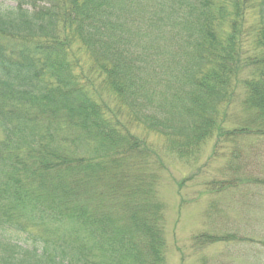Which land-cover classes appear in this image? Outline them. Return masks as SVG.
<instances>
[{"label": "trees", "instance_id": "obj_1", "mask_svg": "<svg viewBox=\"0 0 264 264\" xmlns=\"http://www.w3.org/2000/svg\"><path fill=\"white\" fill-rule=\"evenodd\" d=\"M1 1L0 264H166L147 137L264 138V0Z\"/></svg>", "mask_w": 264, "mask_h": 264}, {"label": "rangeland", "instance_id": "obj_2", "mask_svg": "<svg viewBox=\"0 0 264 264\" xmlns=\"http://www.w3.org/2000/svg\"><path fill=\"white\" fill-rule=\"evenodd\" d=\"M249 76L246 71L240 79ZM243 99L240 87L229 123L248 117ZM147 138L158 144L164 162L159 198L165 206L166 264H264V138L246 136L221 146L216 137L188 159L167 152L154 136ZM220 184L233 189L222 192Z\"/></svg>", "mask_w": 264, "mask_h": 264}]
</instances>
